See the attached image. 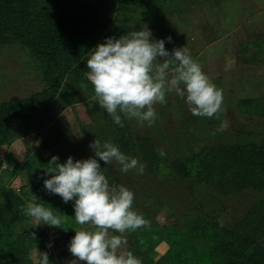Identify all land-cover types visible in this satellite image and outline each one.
<instances>
[{
  "label": "rangeland",
  "instance_id": "1",
  "mask_svg": "<svg viewBox=\"0 0 264 264\" xmlns=\"http://www.w3.org/2000/svg\"><path fill=\"white\" fill-rule=\"evenodd\" d=\"M223 1L134 0L130 10H119L116 21L96 43L102 44L109 37L119 39L146 25L151 39L165 40L169 52L186 46L210 81L223 92L219 118L193 116L184 99L174 93L166 95L164 104L154 105L156 118L151 126L122 117L123 127L116 128L113 123L111 128L102 127V119L112 118L100 115L106 112L103 108L96 112L98 103L80 102L56 113L58 107L49 97L42 101L33 98L45 90L35 59L18 45L0 40V209L11 193L19 199L18 214L23 218L10 230V219L0 211L1 263L19 259V264H41L43 253L49 264H69L75 259L68 251L74 231L90 226L75 223L74 201L64 203L60 196L45 190L43 181L51 178L46 174L49 161L53 156L60 164L69 156L74 162L96 158L90 144L95 139L101 144L113 142L114 137L126 143L124 150L137 140L150 145L146 151L134 146L127 154L146 165L143 174L136 170L124 173L117 162L106 165L96 158L110 185H123L134 193L133 209L149 222L125 233V250L142 264H235L240 255L254 251L247 248L235 254L234 245L220 242L200 226L204 225L202 219L208 221L210 217L231 228L247 217V212L264 216V192L229 190L208 177L202 178L194 164H185L188 156L200 148L264 137L262 39L242 29L247 17L243 14L246 0ZM223 11L234 16V22L224 21ZM209 23L217 24L216 36ZM228 26L230 33L224 30ZM215 37L220 39L212 42ZM219 51L228 52L234 59L228 70H219ZM54 84L62 86L57 80ZM89 93L86 90L79 94L92 96ZM241 100L253 102L242 105L238 103ZM225 120L228 128L219 131ZM34 197L35 203L65 216L61 217L60 228L36 225L26 215L27 204ZM26 229L29 235L16 236Z\"/></svg>",
  "mask_w": 264,
  "mask_h": 264
},
{
  "label": "clouds",
  "instance_id": "2",
  "mask_svg": "<svg viewBox=\"0 0 264 264\" xmlns=\"http://www.w3.org/2000/svg\"><path fill=\"white\" fill-rule=\"evenodd\" d=\"M151 36L145 25L119 39L106 38L104 43L89 50L85 76L93 86L100 108L120 127L124 126L122 117L136 119L141 126L145 122L151 126L156 118L154 105L164 104L166 95L174 93L184 99L193 116L219 118L223 92L210 81L189 49L184 46L169 52L165 40H152ZM166 39L171 42V37ZM227 128L225 120L218 130ZM90 148L106 165L115 161L124 173L131 170L144 173L145 164L123 154L112 142L101 144L95 139ZM96 158L74 162L69 156L60 164L58 157L53 156L46 173L51 174V178L43 181L45 190L60 196L64 203L74 201L76 224L90 226L74 231L68 251L75 259L69 264L78 261L84 264H142L131 251L125 250V233L149 222L133 209L134 193L123 185H110ZM35 200L34 197L27 204L26 215L33 218L36 225L44 223L60 228L61 217L65 216ZM40 256L41 264H49L46 253Z\"/></svg>",
  "mask_w": 264,
  "mask_h": 264
},
{
  "label": "trees",
  "instance_id": "3",
  "mask_svg": "<svg viewBox=\"0 0 264 264\" xmlns=\"http://www.w3.org/2000/svg\"><path fill=\"white\" fill-rule=\"evenodd\" d=\"M133 5L134 0H0V40L18 45L35 59L45 90L33 96L34 99L42 101L49 97L53 106L58 107L56 113L80 102L98 103L93 86L85 76L87 53L116 21L119 10H130ZM55 80L62 86L57 87ZM86 90L92 96L79 94ZM252 102L241 100L238 103ZM94 109L99 112V104ZM100 115L106 117L107 113ZM101 121L102 127L111 128V123L119 127L112 119ZM112 143L125 155L130 154L134 146L144 151L150 147L144 140H137L124 150L126 143L116 137ZM185 164H194L202 178L208 177L229 190L264 192V137L200 148L188 156ZM3 203L0 211L10 219V229L23 219L18 214L19 199L10 193ZM254 214L259 213L247 212L243 222L239 220L231 228L223 227L212 217L208 221L202 219L204 225L200 227L215 234L220 242L234 245L235 254H241V249H254L251 254L240 255L235 264H264V216ZM29 234L26 229L16 236ZM0 264H19V259H8Z\"/></svg>",
  "mask_w": 264,
  "mask_h": 264
},
{
  "label": "crops",
  "instance_id": "4",
  "mask_svg": "<svg viewBox=\"0 0 264 264\" xmlns=\"http://www.w3.org/2000/svg\"><path fill=\"white\" fill-rule=\"evenodd\" d=\"M246 10L243 12L244 16L247 17L242 22V29L244 32L252 33L254 38H261L262 39V56L264 57V0H246ZM223 3L227 4L228 2L226 0L223 1ZM230 5V4H229ZM223 7V5L221 4ZM251 9V10H250ZM224 21L227 23L234 22L235 20L234 16L230 17L229 15H226L225 12H222ZM209 23V27L211 29V32L216 36V26L217 24ZM237 24V23H236ZM211 25V26H210ZM224 30L228 33H230L231 27L228 26ZM225 32L223 31V34ZM220 38L215 37L212 42H216ZM217 55L221 56L220 60V71L228 70L230 67L234 64V59H232V56L228 54V52L225 51H219L217 52ZM76 105V104H75Z\"/></svg>",
  "mask_w": 264,
  "mask_h": 264
}]
</instances>
